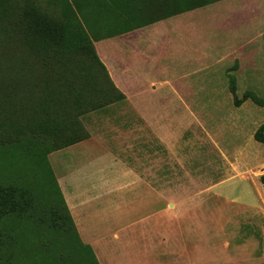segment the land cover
Here are the masks:
<instances>
[{
  "label": "rangeland",
  "instance_id": "1",
  "mask_svg": "<svg viewBox=\"0 0 264 264\" xmlns=\"http://www.w3.org/2000/svg\"><path fill=\"white\" fill-rule=\"evenodd\" d=\"M175 19L165 46L160 34L142 45L149 54L166 48L171 66L130 55L128 79L135 78L115 79L127 101L81 118L96 137L83 141L94 150L91 158H108L95 186L103 194L99 213H120L130 200L141 207L128 217L109 216L111 223L98 220V232L109 238L104 253L114 249L116 264H129L130 252L151 264L163 256L171 263L173 255L179 264H264V146L254 139L264 107L251 98L235 101L247 92L264 99V0H224ZM106 46L107 55L123 56ZM131 168L144 185L127 198L120 194L134 181L124 173ZM81 249L96 264L90 249Z\"/></svg>",
  "mask_w": 264,
  "mask_h": 264
},
{
  "label": "trees",
  "instance_id": "2",
  "mask_svg": "<svg viewBox=\"0 0 264 264\" xmlns=\"http://www.w3.org/2000/svg\"><path fill=\"white\" fill-rule=\"evenodd\" d=\"M221 1L0 0V264H89L81 248L96 259L48 159L90 138L83 116L127 100L95 42ZM248 98L264 107L253 92L235 101ZM254 139L264 146V123Z\"/></svg>",
  "mask_w": 264,
  "mask_h": 264
},
{
  "label": "crops",
  "instance_id": "3",
  "mask_svg": "<svg viewBox=\"0 0 264 264\" xmlns=\"http://www.w3.org/2000/svg\"><path fill=\"white\" fill-rule=\"evenodd\" d=\"M184 14L157 22L142 29H136L132 32H129L127 34L118 37L95 42V47L97 49V53L100 59L107 67L112 80L115 82V85L124 94H127L128 92L126 93L125 89L120 87L118 82L121 83V81H123L122 76L128 79V76L131 73L129 70L130 63L128 57L131 55L134 58H141L142 60L152 62L156 64L158 68L163 69L164 65L166 66V64L169 63L164 60L165 56L168 55L166 48H163L161 54H158L157 51L156 52L153 51V53L150 52L149 54L148 52H146V50L143 51L142 45L147 46V43H149V39L151 38L152 34H160L162 35L160 39H163L161 43L163 44V46H165V42L167 39L166 37L167 32L168 31L170 32L172 30L176 20L175 18L179 16H184ZM160 26H161V30L158 32L157 30L158 27ZM125 35H130L129 37L131 39H129L128 41L126 40L125 43L123 44L121 37ZM106 45H110V47L114 50V52L123 51V56L119 58L117 57L118 55L116 56L107 55ZM114 61H116V63ZM174 62H177V59H175ZM167 66L169 67L171 66V64L169 65L167 64ZM118 67H121L119 71L117 69ZM125 67L127 68V70L124 72H120L121 69ZM134 78L135 75L129 77V79L132 81ZM115 79L118 80L117 83ZM129 79L127 83H129ZM126 97L129 98L128 95H126ZM89 133H90V138L88 140L90 139L94 140L96 137L92 136L91 138V134L93 135V133L90 131ZM131 142H133V139L131 140ZM136 142H137L136 145L140 144L139 143L140 141H136ZM82 144L83 142L82 143L80 142L75 145L64 148L62 150L52 152L51 156L55 159L60 158L62 164L60 166L57 165L56 162L53 163L52 161L50 162V164L52 166L59 188L63 194L65 202L68 206V209L74 221L75 227L78 231V235L80 237L81 242L84 245H88L92 248L96 256V259L98 261V264H116L114 262V258L116 254L114 249L110 250L108 253H104L103 249L105 247V244L107 243V239L109 238L107 236H104L106 234L98 232L99 231L98 220L100 219L103 220V217L106 216L105 221L111 223L112 221L109 216H115L116 218L118 216L117 214H119L121 217L123 216L128 217L132 212H134V209L140 210L141 207L136 206L134 200H130L129 201L130 205L123 206L122 209H124V211L120 213H110V212L109 214L99 213V210L97 209L98 202L96 200L97 198L102 197L103 194H100L98 191H96L95 186L98 185V182L102 180L106 175L107 170L105 169V173L102 172L101 170L106 167L105 164L102 163L105 161L107 162L108 158L107 156H100V157L96 156L91 158V155L94 153V150L92 154H90L89 147L86 146V144L83 145ZM109 161H110V157H109ZM142 165H144V163ZM127 170L124 169V173L132 177L134 181L131 182L130 185H127L129 191H127V188L124 187L126 193L120 195H125L128 198L127 195L129 194V192L131 195L141 194L143 191L142 188L144 183L141 179V176L137 175V171H135L133 168ZM106 182L107 180H105L104 183ZM104 183H101L100 185ZM82 186H85V189ZM104 188L106 191L107 187L104 186ZM154 203L155 202L153 201V204ZM161 203L163 204V207H161ZM161 203L158 200L156 205L161 207V210L164 214L166 210V208H164L166 207L165 198H163V201H161ZM149 206L150 203L145 205L146 208H148ZM90 209L91 211L85 215L84 213ZM110 238L112 239L111 242L117 243L120 240V234L115 233ZM138 257L140 261L138 260ZM128 258L131 259L129 264H151L149 261L144 260L143 257H140L139 255H135L132 252L129 253ZM115 260L117 262L119 261V259L116 258ZM170 260H172V262L167 263L166 257L163 256V260H162L163 263L160 264H179L178 259L174 255L173 258H171ZM157 264H159V262Z\"/></svg>",
  "mask_w": 264,
  "mask_h": 264
}]
</instances>
